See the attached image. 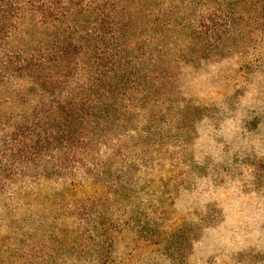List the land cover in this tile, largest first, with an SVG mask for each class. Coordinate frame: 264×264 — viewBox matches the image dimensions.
I'll use <instances>...</instances> for the list:
<instances>
[{
  "label": "rangeland",
  "instance_id": "rangeland-1",
  "mask_svg": "<svg viewBox=\"0 0 264 264\" xmlns=\"http://www.w3.org/2000/svg\"><path fill=\"white\" fill-rule=\"evenodd\" d=\"M237 1L130 4L168 87L131 110L107 174L0 193V264H264V0ZM233 12L199 51L192 27Z\"/></svg>",
  "mask_w": 264,
  "mask_h": 264
},
{
  "label": "trees",
  "instance_id": "trees-1",
  "mask_svg": "<svg viewBox=\"0 0 264 264\" xmlns=\"http://www.w3.org/2000/svg\"><path fill=\"white\" fill-rule=\"evenodd\" d=\"M139 1L0 0V193L42 176L100 178L124 156L131 110L171 79L166 47L149 49L134 29ZM234 15L192 27L199 51L212 53L209 41L239 25Z\"/></svg>",
  "mask_w": 264,
  "mask_h": 264
}]
</instances>
